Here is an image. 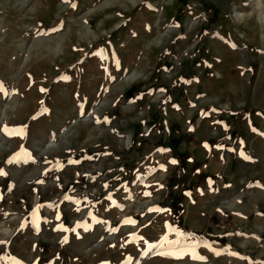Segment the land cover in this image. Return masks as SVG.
Wrapping results in <instances>:
<instances>
[{"label": "rangeland", "instance_id": "374dc122", "mask_svg": "<svg viewBox=\"0 0 264 264\" xmlns=\"http://www.w3.org/2000/svg\"><path fill=\"white\" fill-rule=\"evenodd\" d=\"M259 5L0 0V264H264Z\"/></svg>", "mask_w": 264, "mask_h": 264}, {"label": "bare ground", "instance_id": "6f19581e", "mask_svg": "<svg viewBox=\"0 0 264 264\" xmlns=\"http://www.w3.org/2000/svg\"><path fill=\"white\" fill-rule=\"evenodd\" d=\"M19 1V0H18ZM129 1H132L133 3H136L137 2V0H129ZM258 3L260 4V5H262L264 2H263V0H258ZM105 5V4H104ZM259 5V6H260ZM263 8H264V5H263ZM91 11V10H90ZM261 12V11H260ZM262 12H263V19H264V9L262 10ZM83 15V14H82ZM86 17V14L84 15V16H82L81 18H79L78 20H76V24H75V27H77L76 29V31H77V34L81 37V38H83V39H87L88 37H89V35L90 34H93V31L92 30H90V26L88 27V26H86L85 25V22L83 21V19ZM88 23V22H87ZM71 30H72V27H71ZM70 30V31H71ZM53 39L54 38H48V39H46L45 41L43 40V41H40V39H38L41 43H43V44H45L47 47H51L52 45H56L55 47L57 48V50L59 49V50H62V51H64L65 52V45H66V38H65V35H61V36H58V38H56V41H53ZM26 61V60H25ZM137 75V73H136V71L135 72H133V74H130L127 78L128 79H133L135 76ZM15 98V97H14ZM17 100V99H16ZM18 101V100H17ZM16 102V101H15ZM14 103V102H13ZM13 103L11 102V104H12V106H13ZM18 103V102H17ZM10 106V105H9ZM8 106V107H9ZM7 108V107H6ZM13 108V107H12ZM8 110H6V109H4L3 110V118L4 117H6L7 116V114H9L8 112H7ZM23 113V112H22ZM21 113V110H20V114L19 115H23ZM25 113V112H24ZM1 115H2V113H1ZM3 118L1 117L0 118V122H1V120H3ZM3 139H5V138H3ZM3 139L0 141L1 143L3 142ZM7 140V139H6Z\"/></svg>", "mask_w": 264, "mask_h": 264}, {"label": "snow or ice", "instance_id": "6c2138e0", "mask_svg": "<svg viewBox=\"0 0 264 264\" xmlns=\"http://www.w3.org/2000/svg\"><path fill=\"white\" fill-rule=\"evenodd\" d=\"M0 87H2V85H0ZM180 235H183V234H180ZM193 247H195V245H193ZM193 258H196L195 256Z\"/></svg>", "mask_w": 264, "mask_h": 264}]
</instances>
